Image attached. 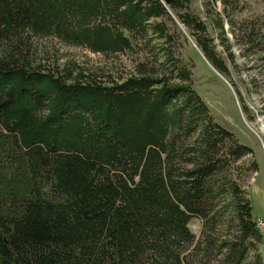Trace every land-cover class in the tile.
Wrapping results in <instances>:
<instances>
[{"label":"trees","instance_id":"1","mask_svg":"<svg viewBox=\"0 0 264 264\" xmlns=\"http://www.w3.org/2000/svg\"><path fill=\"white\" fill-rule=\"evenodd\" d=\"M188 4L0 0V264H264L241 184L257 165H238L252 150L189 66L106 84L30 61L33 38L112 55L149 31L170 42L172 12L224 72Z\"/></svg>","mask_w":264,"mask_h":264},{"label":"rangeland","instance_id":"2","mask_svg":"<svg viewBox=\"0 0 264 264\" xmlns=\"http://www.w3.org/2000/svg\"><path fill=\"white\" fill-rule=\"evenodd\" d=\"M188 11L204 25L210 49L224 72L207 60L190 30L172 12L164 21L170 42L149 31L145 37L137 34L130 50L112 55L55 38H33L30 61L53 73L73 77L81 73L106 84L141 71L169 75L177 61L189 66L194 88L216 122L252 150L238 165L252 161L257 165L241 184L263 236L259 252L264 263V0H189ZM200 227L196 219L188 225L196 237Z\"/></svg>","mask_w":264,"mask_h":264},{"label":"water","instance_id":"3","mask_svg":"<svg viewBox=\"0 0 264 264\" xmlns=\"http://www.w3.org/2000/svg\"><path fill=\"white\" fill-rule=\"evenodd\" d=\"M165 7H169L175 3L176 0H160Z\"/></svg>","mask_w":264,"mask_h":264}]
</instances>
